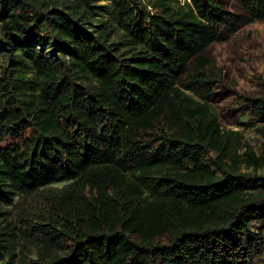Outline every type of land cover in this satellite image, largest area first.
Masks as SVG:
<instances>
[{
  "label": "trees",
  "instance_id": "obj_1",
  "mask_svg": "<svg viewBox=\"0 0 264 264\" xmlns=\"http://www.w3.org/2000/svg\"><path fill=\"white\" fill-rule=\"evenodd\" d=\"M106 1L0 0V264H264V0Z\"/></svg>",
  "mask_w": 264,
  "mask_h": 264
},
{
  "label": "rangeland",
  "instance_id": "obj_2",
  "mask_svg": "<svg viewBox=\"0 0 264 264\" xmlns=\"http://www.w3.org/2000/svg\"><path fill=\"white\" fill-rule=\"evenodd\" d=\"M226 3L228 7H234L232 0H227ZM207 53L224 67L228 84L241 93H256L258 91L256 76L264 79V21L254 20L243 25L230 42L213 43L208 47ZM232 102V95L224 96L213 103V110L220 115L228 110ZM223 116H220L223 128L245 129L236 126L231 115ZM239 119L248 121L250 128L244 132L251 141H255L257 137L253 130L255 123L246 115L239 116Z\"/></svg>",
  "mask_w": 264,
  "mask_h": 264
}]
</instances>
